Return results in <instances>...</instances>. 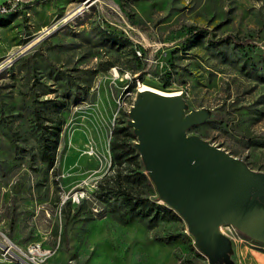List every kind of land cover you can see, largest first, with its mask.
<instances>
[{"label": "rangeland", "instance_id": "rangeland-1", "mask_svg": "<svg viewBox=\"0 0 264 264\" xmlns=\"http://www.w3.org/2000/svg\"><path fill=\"white\" fill-rule=\"evenodd\" d=\"M6 1L0 259L11 243L49 251L43 264H206L181 220L123 218L116 191L155 192L135 179L136 167L114 163L109 143L134 101L125 93L181 92L192 108L214 113L190 134L264 173V0ZM192 28L207 38L193 42ZM227 35L244 48L208 43ZM49 118L62 121L52 168L39 159L37 128L50 127ZM235 251L237 264L264 258V247L245 238ZM0 264L22 263L7 255Z\"/></svg>", "mask_w": 264, "mask_h": 264}, {"label": "water", "instance_id": "water-1", "mask_svg": "<svg viewBox=\"0 0 264 264\" xmlns=\"http://www.w3.org/2000/svg\"><path fill=\"white\" fill-rule=\"evenodd\" d=\"M213 117L181 94L142 89L125 122L155 202L182 221L206 264H237L235 242L224 228L264 247V173L189 133Z\"/></svg>", "mask_w": 264, "mask_h": 264}, {"label": "trees", "instance_id": "trees-1", "mask_svg": "<svg viewBox=\"0 0 264 264\" xmlns=\"http://www.w3.org/2000/svg\"><path fill=\"white\" fill-rule=\"evenodd\" d=\"M4 4H6V2L1 3L0 5ZM187 35H189L190 39L193 42H196V40L198 39L207 38L208 32L206 30L192 28ZM110 40H112L114 43H127V41H121V39L112 38ZM208 43L213 48H216L225 43H231L234 47H238L240 49H243L245 46L243 45V43L234 41V38L230 35L216 40L208 39ZM36 117L39 116L36 115ZM46 120H50V122H52L50 127H42L41 124L39 125V127H37L40 128L42 132L40 140L42 141V144L39 149V159L41 160V162L46 164L48 168H52L55 164L57 141L58 135L61 131L62 121L50 118ZM134 142L135 137L132 135L131 129L126 127V122H124L122 126L115 127L113 130L112 139L109 143L112 160L117 165L128 164L133 166V168L136 167L139 171L133 170L135 171L133 172L135 179L141 180L142 182L146 183L148 179L142 173V165L139 155L133 147ZM115 194L121 197L122 207L124 208L122 216L123 218L128 216L129 221L144 219L154 221L162 217H171L180 220L173 211L155 202L154 197L141 198L128 190L116 191Z\"/></svg>", "mask_w": 264, "mask_h": 264}, {"label": "built area", "instance_id": "built-area-1", "mask_svg": "<svg viewBox=\"0 0 264 264\" xmlns=\"http://www.w3.org/2000/svg\"><path fill=\"white\" fill-rule=\"evenodd\" d=\"M8 9H11V6H10L9 2L6 1V4L0 5V14H2L4 11H6ZM136 52H137V57H141V53L137 50H136ZM112 72H113V75H115V76L117 75V69L116 68H114L112 70ZM174 94H181V92H177ZM127 95H128V93H125V97H127ZM224 230L227 234H229L233 238L235 244L237 242L241 241L242 237L237 235L235 232H233L229 228L225 227ZM1 247L4 249V256L1 257V259L7 257V255H10L12 257H15L19 261L25 262L27 264H29V263H31V264H43L44 261L47 260V258L50 256L49 251L42 250L39 245H31L26 249V251H22V250L16 248L11 243L9 244L8 247H4L2 245H1ZM12 248L15 249V252H14V250L11 251Z\"/></svg>", "mask_w": 264, "mask_h": 264}, {"label": "bare ground", "instance_id": "bare-ground-1", "mask_svg": "<svg viewBox=\"0 0 264 264\" xmlns=\"http://www.w3.org/2000/svg\"><path fill=\"white\" fill-rule=\"evenodd\" d=\"M142 89H150V88H145V87H143ZM142 89H141V90H142ZM126 90H127V89H126ZM151 90H153V89H151ZM127 91H128V90H127ZM154 91H155V90H154ZM136 95H137V94L134 95L132 92L128 94V96H130L131 98H134V99H135ZM126 98H127V97H126ZM2 249H3V248H2ZM3 250H4V249H3Z\"/></svg>", "mask_w": 264, "mask_h": 264}, {"label": "crops", "instance_id": "crops-1", "mask_svg": "<svg viewBox=\"0 0 264 264\" xmlns=\"http://www.w3.org/2000/svg\"><path fill=\"white\" fill-rule=\"evenodd\" d=\"M4 2H6V0H2V3H4ZM258 261L260 262L258 264H264V258L263 257L258 258Z\"/></svg>", "mask_w": 264, "mask_h": 264}]
</instances>
